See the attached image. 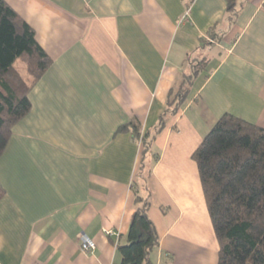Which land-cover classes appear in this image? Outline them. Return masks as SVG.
Instances as JSON below:
<instances>
[{
  "label": "crops",
  "instance_id": "1",
  "mask_svg": "<svg viewBox=\"0 0 264 264\" xmlns=\"http://www.w3.org/2000/svg\"><path fill=\"white\" fill-rule=\"evenodd\" d=\"M4 1L52 64L0 157V264L122 263L143 149L117 131L133 121L153 131L202 59L206 71L156 136L158 161L146 158L160 241L151 263L218 264L193 154L224 114L264 128V0H238L233 19L227 0Z\"/></svg>",
  "mask_w": 264,
  "mask_h": 264
},
{
  "label": "trees",
  "instance_id": "2",
  "mask_svg": "<svg viewBox=\"0 0 264 264\" xmlns=\"http://www.w3.org/2000/svg\"><path fill=\"white\" fill-rule=\"evenodd\" d=\"M238 0H227L230 18L237 14ZM35 30L13 8L0 0V157L8 146L13 126L31 110L29 92L52 61L39 45ZM215 39L213 34L210 35ZM195 62V63H194ZM180 85L167 98V106L153 131L143 132L135 121L117 133H132L142 147L141 166L133 183L135 212L126 236L118 245L121 264H152L159 234L152 219L147 182L156 136L170 119L180 114L196 77L207 69V59L194 60ZM203 193L219 243L218 264H264V128L234 114H224L193 154ZM154 163V162H153ZM136 178V179H137ZM140 181V183H139ZM141 184L147 193H140ZM5 190L0 185V200Z\"/></svg>",
  "mask_w": 264,
  "mask_h": 264
},
{
  "label": "built area",
  "instance_id": "3",
  "mask_svg": "<svg viewBox=\"0 0 264 264\" xmlns=\"http://www.w3.org/2000/svg\"><path fill=\"white\" fill-rule=\"evenodd\" d=\"M107 234L109 236L114 235L112 232H108ZM81 244H82V251L86 254L93 252L97 247L96 244L93 242V240H91L88 237H83Z\"/></svg>",
  "mask_w": 264,
  "mask_h": 264
}]
</instances>
